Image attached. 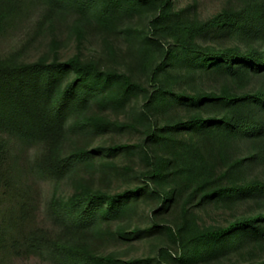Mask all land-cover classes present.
<instances>
[{
    "label": "trees",
    "instance_id": "trees-1",
    "mask_svg": "<svg viewBox=\"0 0 264 264\" xmlns=\"http://www.w3.org/2000/svg\"><path fill=\"white\" fill-rule=\"evenodd\" d=\"M224 1L203 19L197 1L44 0L77 51L0 56V190L17 145L72 192L26 230L27 196L13 245L54 264H264V0ZM22 2L0 0V33Z\"/></svg>",
    "mask_w": 264,
    "mask_h": 264
},
{
    "label": "rangeland",
    "instance_id": "rangeland-1",
    "mask_svg": "<svg viewBox=\"0 0 264 264\" xmlns=\"http://www.w3.org/2000/svg\"><path fill=\"white\" fill-rule=\"evenodd\" d=\"M22 8L13 15L4 30L0 33V56L18 53L25 61H34L44 53L50 52L52 42L59 44L60 55L68 58L77 51L76 38L71 34L67 22H58L52 29L49 23L44 22V0H22ZM198 2L197 13L201 18H208L217 13L224 6V0H178L180 7L192 2ZM96 41L88 46L85 52L89 54L98 48ZM128 136H124L126 139ZM14 151L19 155L16 161L17 171L14 172L13 188L0 190V230H4L5 237L0 244V264H54L47 256L30 254L23 250L9 236L13 232L14 223L20 215L21 204L29 197V207L34 218L31 224L24 223L26 230L31 226H50L46 219L47 205L50 202L54 190L60 194H70L72 187L69 180L55 184L50 179H44L30 171L35 161L37 148H25L15 146ZM19 253L15 248H19ZM146 251L145 245H139L132 254H142Z\"/></svg>",
    "mask_w": 264,
    "mask_h": 264
}]
</instances>
